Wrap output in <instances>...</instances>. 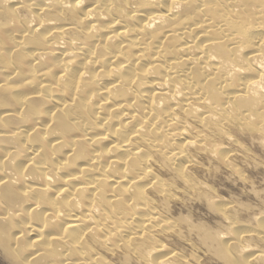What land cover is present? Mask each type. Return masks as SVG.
I'll use <instances>...</instances> for the list:
<instances>
[{
    "label": "bare ground",
    "instance_id": "6f19581e",
    "mask_svg": "<svg viewBox=\"0 0 264 264\" xmlns=\"http://www.w3.org/2000/svg\"><path fill=\"white\" fill-rule=\"evenodd\" d=\"M0 255L264 264V0H0Z\"/></svg>",
    "mask_w": 264,
    "mask_h": 264
},
{
    "label": "rangeland",
    "instance_id": "374dc122",
    "mask_svg": "<svg viewBox=\"0 0 264 264\" xmlns=\"http://www.w3.org/2000/svg\"><path fill=\"white\" fill-rule=\"evenodd\" d=\"M222 183H221V185L219 184V187H221V189L224 191V192H226V193H230L231 191V193L234 195V196H236V195H238L237 197H239L240 195V191H238L239 189H236V188H233V187H229L228 188V186L227 185H230V184H228V182H225L224 180H222L221 181ZM224 183V184H223ZM226 183V184H225ZM225 186V187H224ZM227 186V187H226ZM233 188V189H232ZM225 189H227L228 191H226ZM231 190V191H230ZM230 191V192H229ZM233 192H236V193H233ZM230 193V194H231ZM238 193V194H237ZM198 202H197V201ZM202 200H200V199H198V197H197V199L195 198V200L194 201H192V202H189L191 205H193V207L189 204L187 207L188 208H186V206H184L185 208H182L181 206L182 205H179V206H177V204H175V205H173V208H174V210H180V208H181V210L183 211L184 210V213H187V212H189V210H191L190 212H189V215H191L192 216V218H193V220H196V219H200V220H202V221H206L207 219V214H206V208L204 207V206H202L203 205V202H201ZM193 203V204H192ZM195 203V204H194ZM176 208H175V207ZM189 206L190 207H192L191 209L189 208ZM178 208V209H177ZM193 214H195V215H193ZM206 216V217H205ZM2 256L0 255V264H8L7 263V261L2 257ZM6 262V263H5Z\"/></svg>",
    "mask_w": 264,
    "mask_h": 264
}]
</instances>
